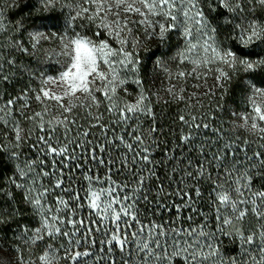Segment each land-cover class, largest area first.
<instances>
[{
	"label": "snow or ice",
	"instance_id": "obj_1",
	"mask_svg": "<svg viewBox=\"0 0 264 264\" xmlns=\"http://www.w3.org/2000/svg\"><path fill=\"white\" fill-rule=\"evenodd\" d=\"M25 6L0 0V264H264V0Z\"/></svg>",
	"mask_w": 264,
	"mask_h": 264
},
{
	"label": "trees",
	"instance_id": "obj_2",
	"mask_svg": "<svg viewBox=\"0 0 264 264\" xmlns=\"http://www.w3.org/2000/svg\"><path fill=\"white\" fill-rule=\"evenodd\" d=\"M21 3V7L20 8H16L13 9L8 15H9V20L12 23H15L17 20H25L27 18H29L30 16L35 18L37 13L35 12V9L30 8V7H26L25 4L27 3V0H20ZM32 3L35 4L36 0H32ZM39 5H37L38 7ZM29 23H31V20L29 21ZM40 23L39 20H36V24L38 25ZM155 47V45H153V48ZM151 74V69L149 66V75ZM233 88H235V84L233 85ZM231 93V90H230ZM238 98V95H237ZM225 104L229 107H234L233 104V98L232 95L230 94L228 97L225 98ZM175 106H173L174 108ZM4 164L8 167V169H11V164L10 162L7 160V158L5 157L4 159ZM12 172L9 170L5 176V184H7V176L11 175ZM17 208L21 207L19 204L16 205ZM5 208L7 209V206L5 205ZM16 219L21 220V222H24V217H17ZM17 232V228L15 227V224L13 222V228L12 231L7 233V238L9 240V242H11V240L15 239V233ZM0 243H3L2 240H0Z\"/></svg>",
	"mask_w": 264,
	"mask_h": 264
},
{
	"label": "clouds",
	"instance_id": "obj_3",
	"mask_svg": "<svg viewBox=\"0 0 264 264\" xmlns=\"http://www.w3.org/2000/svg\"><path fill=\"white\" fill-rule=\"evenodd\" d=\"M45 51H47V49L45 50ZM37 59H39V58H37ZM36 61L34 60V63H35ZM40 63H41V66H43V64L45 63L43 60H41L40 61ZM45 71H47V68H45ZM25 215H27L29 218H31V213L29 212V213H26ZM17 218V217H16ZM10 222V221H9ZM22 227H23V223H22V225H21ZM18 231V230H17ZM3 239H4V234L3 233H0V240H2L3 241Z\"/></svg>",
	"mask_w": 264,
	"mask_h": 264
}]
</instances>
